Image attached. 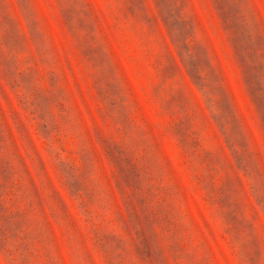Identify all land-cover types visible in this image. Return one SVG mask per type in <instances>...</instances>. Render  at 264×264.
Here are the masks:
<instances>
[{"label":"rangeland","instance_id":"1","mask_svg":"<svg viewBox=\"0 0 264 264\" xmlns=\"http://www.w3.org/2000/svg\"><path fill=\"white\" fill-rule=\"evenodd\" d=\"M0 264H264V0H0Z\"/></svg>","mask_w":264,"mask_h":264}]
</instances>
